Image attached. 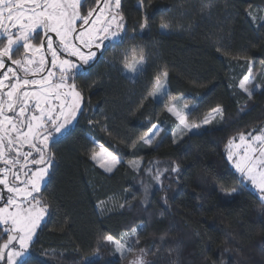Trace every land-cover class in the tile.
Returning a JSON list of instances; mask_svg holds the SVG:
<instances>
[{
	"label": "trees",
	"instance_id": "trees-1",
	"mask_svg": "<svg viewBox=\"0 0 264 264\" xmlns=\"http://www.w3.org/2000/svg\"><path fill=\"white\" fill-rule=\"evenodd\" d=\"M251 7L264 0H121L124 31L77 77L81 114L52 146L29 264H122L104 237L138 224L147 264H264V206L225 152L232 137L264 125V89L249 98L237 86L248 69L264 86V21H249ZM132 49L147 60L131 80L122 66ZM163 71L166 93L155 101ZM179 96L192 105L188 122L220 108V123L174 142L166 107ZM155 124L158 141L144 142ZM101 145L121 161L110 174L91 159ZM137 159L139 173L125 164ZM101 202L110 204L100 211Z\"/></svg>",
	"mask_w": 264,
	"mask_h": 264
},
{
	"label": "snow or ice",
	"instance_id": "snow-or-ice-1",
	"mask_svg": "<svg viewBox=\"0 0 264 264\" xmlns=\"http://www.w3.org/2000/svg\"><path fill=\"white\" fill-rule=\"evenodd\" d=\"M88 2L89 0H0V35L6 39V43L0 47V69H6L0 73V92L5 87L9 89L0 95V161L10 166L0 169V172H12L15 181L20 179L22 169L12 171L20 161L15 157L7 158L6 151H15L17 156H22L26 162L23 168H27V162L35 166L33 170L23 172L26 177L23 187L15 183L9 184L6 176L0 178V185L10 194L4 201V206L0 207V225L6 226L4 232L7 235L6 241L0 244V260H4L6 256V264H29L30 245L47 212V204L38 199L37 195L46 190L42 186L47 182L55 163V154L50 151L49 144L55 140L56 135H70L73 123L82 111V93L77 90L73 73L96 57L97 53L93 49H100L105 41L116 39L124 31V17L119 11L121 0H95V5L88 8L86 14H82L81 9ZM94 13L96 16L92 19ZM78 21L83 22L79 27ZM83 25L89 27L85 28ZM147 26L145 17L141 28ZM169 27L168 23L161 24L163 30ZM21 47L23 55L14 59V53ZM63 53H67L68 58H63ZM130 55L131 62L129 54H125V70L133 74L140 73L147 60L143 50L132 49ZM6 61H10L15 67H8ZM53 68L57 69L58 75L51 70ZM44 72L47 75L41 76V79L29 78ZM167 76L168 72L163 71L155 77V91L151 95L155 96L157 92L164 90L165 84L161 77L166 80ZM53 77H56L55 81ZM6 81L9 83L6 84ZM250 83V75H245L239 82V87L249 98L258 89H264V86L249 87ZM34 85L41 87L31 92L26 90ZM30 100L33 101L31 107L35 111L29 116ZM52 100L59 103L53 106ZM184 107L187 108V105ZM168 111L179 121L182 131L191 132L201 127L200 124H189V113L177 110L175 106L169 107ZM213 114H222V109H213ZM209 122L207 117L203 121L204 124ZM155 128L156 125H153V129ZM153 135H158V132L150 129L141 139L151 143ZM247 137V149L234 161L235 168L241 174L242 181L250 183L260 193L261 202L264 203V128L256 135L247 133ZM239 139L242 143L245 142L246 134L241 133ZM233 142H228L229 161H233ZM257 142L258 147H253ZM16 144L28 145L36 151L38 158L33 157L32 151L21 153L18 147L13 148ZM100 147L101 154H93L91 159L105 171L111 172L120 161L102 145ZM30 157L32 159L29 161ZM106 158L109 163L104 162ZM136 167L138 170V166ZM171 171L177 172L179 169L173 167ZM2 199L4 197L0 196V200ZM135 234L134 231L133 235ZM104 240L108 244H114L121 255L124 251H134L127 246L126 241H115L111 235L105 236ZM140 253L132 264H147L144 249H140Z\"/></svg>",
	"mask_w": 264,
	"mask_h": 264
},
{
	"label": "rangeland",
	"instance_id": "rangeland-1",
	"mask_svg": "<svg viewBox=\"0 0 264 264\" xmlns=\"http://www.w3.org/2000/svg\"><path fill=\"white\" fill-rule=\"evenodd\" d=\"M247 18L249 19V21L251 22H257V21H264V8H261V7H251L248 9L247 11ZM162 31H165L162 29ZM118 39V37L116 38ZM116 39H110V40H107L106 42H109V41H115ZM129 62H131V56L129 57ZM90 65V63L88 65H85L83 66V68H87L88 66ZM248 67L250 68V64H248ZM82 68V69H83ZM82 69L76 71L73 73V81H74V76L77 74V73H80L82 71ZM239 70H241V68H239ZM122 72L123 74L129 78V79H134L138 73L136 74H133V73H130L128 72L127 70H125L124 68V64L122 66ZM245 75H250L251 77V83L248 85L249 87H256L257 84L254 83V76L252 75L250 69H248L247 73ZM244 75V76H245ZM243 76V77H244ZM241 77L239 79V81L237 82V86H238V89L240 91H242L243 93L244 90L241 89L239 87V82L240 80L243 78ZM162 81H164V84H165V87H164V90L162 92H157V94L155 96L151 95V98L155 101H159L162 99V97L165 95L166 93V80L161 77ZM71 82V81H70ZM77 90H79L77 88ZM80 91V90H79ZM155 91L154 89V86H153V89L151 91V93H153ZM246 94V93H245ZM83 105V97H82V103H81V107ZM187 105V108H185L184 106ZM175 106L177 108V110H180L182 112H189V110L192 108V105H189L187 103H185L184 99L179 96V97H175V98H172L169 100L168 102V105L166 107V113L171 117V119L174 121V124H172V137H173V140H175V142H178L180 139H182L186 134H194V133H199L200 131L204 130V129H207V128H210V127H215L217 126L220 121H221V118H222V115L221 114H213V111H211L206 117L209 118L210 122L207 123V124H204L203 121L204 119L206 118H203L201 121H199L198 123H190L189 124H200L201 127L199 129H193L191 132H186V131H182V126H180L179 124V121L175 118V116H173L169 111H168V108L169 107H173ZM156 125V128L153 129V126L151 127V129L155 132H158V135L161 133V129H160V126L158 124H155ZM261 128H264V125L261 127ZM260 128V129H261ZM257 132H252L253 135H256V134H259V130ZM149 133V132H148ZM250 133V132H249ZM158 135H153L152 136V142L155 144L158 139H159V136ZM239 135H236L234 137H232L230 140H233V144L231 146V151L234 153V156H233V161H229V164L230 166L233 168V170L238 174V176L242 179L241 177V174L236 170L235 168V164H234V161L238 160L240 156H242L246 149H247V144H248V137H247V134H246V140L245 142H241L240 139H239ZM145 142V141H144ZM237 145H240V147H237ZM253 147H258V142L256 144H253ZM228 151H229V143H227L226 145V149H225V152H226V156L228 157ZM97 155H100L101 154V147L99 146V149L98 151L95 153ZM253 155H258V153H253ZM118 159V158H117ZM228 159V158H227ZM119 160V159H118ZM93 161V160H92ZM120 161V160H119ZM95 166L98 167L100 170H102L104 173H107V174H110L112 173L115 168L121 163H118L116 164L114 167H113V170L111 172H108V171H105L104 168H101L100 165L96 162V161H93ZM105 163H109L110 161L106 158L104 160ZM133 172L135 173H139L142 165H143V162L142 160H132V161H129V162H126L125 163ZM138 166V170H137V167ZM250 188L251 190L260 198V193L250 185V183L248 182H245ZM45 185V184H44ZM43 185V186H44ZM42 186V187H43ZM261 200V199H260ZM262 203V202H261ZM110 204V202H101L98 204V208L100 211H103L106 209V207ZM263 206H264V203H262ZM46 216V214H45ZM45 216H44V219L41 221L40 223V226L38 228L41 227V225L43 224L44 220H45ZM37 228V229H38ZM142 228V225L138 224L134 227H130L129 229H126L125 231H123L120 235V237L118 239H114L115 241H119V242H127V246L134 249V251L132 252H128V251H124L123 255H121L120 252H117L116 251V248L114 246V244H108L106 241H104L103 243L105 245H108V247H111V251L113 252V256L116 257L119 261L122 262V264H132L133 261H135L137 259L138 256H140V252L138 251L137 249V246H138V243H136L137 241V232ZM36 229V231H37ZM135 231V235H133V232ZM35 237V236H34ZM34 237H33V240H34ZM32 240V241H33Z\"/></svg>",
	"mask_w": 264,
	"mask_h": 264
},
{
	"label": "flooded vegetation",
	"instance_id": "flooded-vegetation-1",
	"mask_svg": "<svg viewBox=\"0 0 264 264\" xmlns=\"http://www.w3.org/2000/svg\"><path fill=\"white\" fill-rule=\"evenodd\" d=\"M91 4H92V0H89L88 4L83 6L82 9H81V12L82 14H86L87 12V9L91 7ZM103 5H101L102 7ZM120 13H121V10L119 9ZM95 16L96 14L94 13L92 19H95ZM83 24L82 21H78L77 22V26H81ZM5 26H7V22H5ZM83 27L87 28L89 27V25H83ZM120 37V36H119ZM119 37L118 39H116L115 41H109V42H104V45L100 48V49H93L94 51H96L97 55L96 57L90 62V65L87 67V68H83L82 71L80 73H77L75 76H74V82L76 81L77 77L83 73H86L90 68L91 66L97 62L102 55H104L105 51L107 50V47L109 45V43H113V42H117L119 40ZM34 43H36L37 41H33ZM6 43V39L3 35H0V47H3V45ZM23 55V48L21 47L20 50L18 52H15L14 55H13V58H19L20 56ZM63 58H68L67 57V53H63ZM75 59V58H73ZM48 60L50 61L51 60V57H50V54L48 55ZM6 65L8 67H15L14 65H11V62L10 61H6ZM49 67H50V64H49ZM6 69H0V73H2L3 71H5ZM53 72H57V75H58V71L57 69L53 68L51 69ZM20 75H23V73H20ZM43 75H47V72H44L42 74H37L35 77H32L30 76L29 78L30 79H41V76ZM2 78V77H0ZM53 80L55 81L56 80V77H53ZM13 83L15 82L14 80L12 81ZM6 84H8L9 82L6 81L5 82ZM41 86L40 85H34V86H29L26 90L31 92V91H34V90H38ZM9 89L7 87H5L3 89L2 92H0V95H3V93H6ZM5 99H7V97L5 96L4 97ZM59 103V101H56V100H52V105L55 106ZM33 104V101H29V106H30V111L28 113V115L30 116L32 112L35 111L34 108L31 107V105ZM38 114V113H37ZM9 115H14L13 113H9ZM26 131V129H25ZM60 137V135H56L55 137V140L50 142L49 144V148H50V151L52 149V146L54 144V142L56 141V139H58ZM19 148L20 149V152L23 153V152H28V151H32L33 152V157H36L38 158V154L36 153V151L34 149H30L28 145H20V144H16L13 146V148ZM6 157L7 158H12V157H15L16 159H18L20 161L19 164L16 165L15 168L12 169V171H17V169H22L20 171V179L18 181H15L13 179V176H12V172H7V173H4V172H0V178H4L5 176L7 177L8 181H9V184H18L19 186L23 187V181L26 179V177L23 175V172L24 171H29V170H33L35 168V166L33 164H31L30 162H27V168H23V165L26 163L24 160H23V157L22 156H17L16 152L15 151H12V152H7L6 151ZM32 159V157L29 158V161ZM6 167H10L8 165H5L3 163V161H0V169H4ZM43 188V187H42ZM10 195L9 193H7V189L3 186V185H0V196H3L4 199L0 200V207H3L4 206V201L7 199V196ZM37 198L40 199V194L37 195ZM6 226L5 225H0V244H3L6 239H7V235L5 234L4 232V228ZM39 230V228L37 229V231ZM36 231V233H37ZM35 237H36V234H35ZM34 237V239H35ZM34 241V240H33ZM32 241V242H33ZM18 247V245H17ZM7 251V250H5ZM6 256H5V259L4 260H0V264H6Z\"/></svg>",
	"mask_w": 264,
	"mask_h": 264
}]
</instances>
